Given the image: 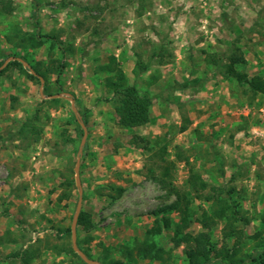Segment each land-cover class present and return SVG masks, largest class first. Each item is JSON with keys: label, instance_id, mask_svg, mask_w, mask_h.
I'll use <instances>...</instances> for the list:
<instances>
[{"label": "rangeland", "instance_id": "374dc122", "mask_svg": "<svg viewBox=\"0 0 264 264\" xmlns=\"http://www.w3.org/2000/svg\"><path fill=\"white\" fill-rule=\"evenodd\" d=\"M11 3V13H2L0 6V69L14 59L8 54L16 44L6 36L18 26L44 35L29 53L32 63L42 61L50 73L46 81L18 58L38 79L15 67L0 76V264H23V250L30 246L38 253L31 264H84L73 248L72 231H65L79 200V156L81 210L90 213L93 227L77 226V242L100 264L185 261L184 244L174 247L170 231L157 238L173 248L165 262H128L123 253L153 225L150 212L176 198L161 181L168 162H175L168 180L192 198L184 231L203 230L202 212L212 201L193 198L190 165L179 152L210 184L234 189L226 197L238 204L243 218L237 222L243 230L239 256L249 264L251 256L264 251V94L252 96L208 60L210 54L238 46L247 60L241 70L264 76V0ZM62 48H67L65 55ZM110 69L122 70L130 84L153 97L145 125L120 124L106 83L114 74ZM34 114L41 133L28 142L18 130ZM82 123L87 128L83 145ZM66 180L74 186L60 198ZM117 187L124 188L119 196ZM170 216L181 217L177 212ZM224 225L218 220L210 230L217 248L237 241L224 239ZM217 254L209 264H228Z\"/></svg>", "mask_w": 264, "mask_h": 264}, {"label": "trees", "instance_id": "16d2710c", "mask_svg": "<svg viewBox=\"0 0 264 264\" xmlns=\"http://www.w3.org/2000/svg\"><path fill=\"white\" fill-rule=\"evenodd\" d=\"M1 12L11 13L12 3L11 0H0ZM42 36L38 32H24L18 26H13V34L7 35V40L11 43H15L16 51L9 53L14 59L8 62V64L0 69V76H2L9 68L15 67L27 76L33 79L38 77L31 73L27 68L23 66L21 58L30 64L32 68L38 74L48 81V74L50 73L48 67H44L42 61L32 63L33 60L29 53V49L42 43ZM52 37V36H50ZM18 39V40H17ZM17 42V43H16ZM54 45H52L53 47ZM67 48H62V53L65 55ZM208 60L216 66V69L224 76L233 79V82L237 86H246L252 96L258 94H264V76L261 74L249 75L246 71L241 70L247 64V60L243 54V51L238 46H232L228 53L223 54H210ZM4 63L1 60L0 55V67ZM61 67L66 66V62H60ZM116 70V69H115ZM110 72H114V69H110ZM107 86L112 90L113 97L117 105L120 124L126 128H134L145 125L151 118V105L153 97L147 92L141 91L136 85L130 84L127 76L122 70H117L114 74H111L106 79ZM59 101V98H51L52 103ZM39 116L34 114L33 116L26 117L18 130V135L21 138L26 139L28 142L37 141L41 133V129L37 124ZM186 125L182 129H185ZM177 156L181 160H185L186 164L190 165V190L194 192L193 198H205L208 201H212L210 209H204L202 212L201 223L203 224V230L192 233L185 232L190 223L191 217V200L185 193L180 192L168 177L171 176V166H174L173 162H168L163 167V175L161 177L162 185L164 188L173 191L176 194V198L169 204L159 206L152 210L150 213L154 216L153 225L146 230V234L140 243L135 242L132 246L126 245L124 248V255L127 257L128 262H132L135 258L140 260L161 261L165 262L166 259H170L172 255V249H166L160 244L157 238L166 231L171 232V236L174 240V247H178L184 244L183 252L185 255V261L178 264H209L212 261V253L217 251V258L225 261L228 264H248L245 259L240 255L241 243L243 238V230L237 227V222L243 220L239 215L238 204L226 197V194L232 195L234 189L232 187L226 190V187L210 184L199 172L195 171L189 161L188 157H182L181 153H177ZM67 190L62 194L60 198H66L70 194L71 188L74 186L73 180H66ZM117 195H121L124 191L123 187L115 188ZM206 190H210V194H205ZM191 191V192H192ZM177 212L180 214V219L175 221L171 213ZM218 220L225 221L223 227L224 239L236 238L237 241L228 245L223 244L220 248H217L216 243L212 240L210 230L216 225ZM77 226L83 230H90L93 227V222L90 213L81 210L77 222ZM68 235H71V228L65 229ZM78 243V242H77ZM79 245V243H78ZM84 252L87 251L84 249ZM38 256L36 249L32 246L23 250L22 263L31 264L33 259ZM252 262L257 264H264V251L257 256H251ZM250 262L249 264H256ZM84 264H88L84 261ZM112 264H124L123 260H112Z\"/></svg>", "mask_w": 264, "mask_h": 264}, {"label": "water", "instance_id": "95a60500", "mask_svg": "<svg viewBox=\"0 0 264 264\" xmlns=\"http://www.w3.org/2000/svg\"><path fill=\"white\" fill-rule=\"evenodd\" d=\"M22 62H24V61H22ZM32 72L34 73V71H32ZM41 83L43 84V78L42 77H41ZM82 126L84 128V138L82 140V145H83L85 142L86 134H87V128H86V125L84 123H82ZM81 150H82V146L80 148V151ZM75 173H76V176H75L76 185H77L78 190H79V200H78L76 212L74 214L72 225H71L73 248L82 257V259L85 262H87L89 264H100L98 261L89 258L85 254V252L79 248L78 243H77V230L76 229H77V222H78L79 214H80L81 209H82V201H83V188H82L81 178H80V156L78 157L77 162H76Z\"/></svg>", "mask_w": 264, "mask_h": 264}]
</instances>
